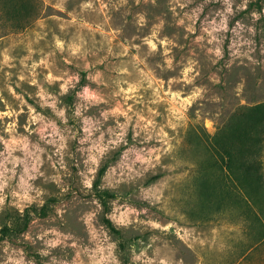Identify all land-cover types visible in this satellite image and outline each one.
<instances>
[{"label": "rangeland", "instance_id": "1", "mask_svg": "<svg viewBox=\"0 0 264 264\" xmlns=\"http://www.w3.org/2000/svg\"><path fill=\"white\" fill-rule=\"evenodd\" d=\"M230 4L231 12L226 0H0V112L19 113L0 119V136L27 137L44 150L29 181L32 202L13 196L23 195V165L4 191L0 235L9 233L0 264L21 253L25 264H94L109 245L119 264H264V217L259 226L232 206L230 177L211 149L240 108L264 103V0ZM49 74L61 79L49 82ZM41 88L67 123L37 95ZM85 88L98 100L82 99ZM29 108L66 137L62 154L40 138L42 123H30ZM262 163L264 172V150ZM205 183L213 199L203 195ZM97 189L116 195L108 211ZM125 213L127 226L111 219Z\"/></svg>", "mask_w": 264, "mask_h": 264}, {"label": "trees", "instance_id": "2", "mask_svg": "<svg viewBox=\"0 0 264 264\" xmlns=\"http://www.w3.org/2000/svg\"><path fill=\"white\" fill-rule=\"evenodd\" d=\"M25 6V5H24ZM211 149L219 155L232 183V206L242 210L248 221H256L263 226L264 217V172L262 156L264 150V103L240 108L230 120L219 129L211 142ZM104 166L99 176L106 172ZM99 181L95 182L98 188ZM205 183L203 195L213 199ZM101 204L108 211L109 200L116 195L108 190L97 189ZM204 196H202L204 198ZM217 201V200H215ZM230 203V202H229ZM220 208L222 203L217 201ZM113 231H117L110 219L104 221ZM253 223V222H252ZM9 233V228L1 230L0 240ZM124 247V244H120Z\"/></svg>", "mask_w": 264, "mask_h": 264}, {"label": "clouds", "instance_id": "3", "mask_svg": "<svg viewBox=\"0 0 264 264\" xmlns=\"http://www.w3.org/2000/svg\"><path fill=\"white\" fill-rule=\"evenodd\" d=\"M227 3H229L228 11L231 12V4L230 0H226ZM247 6V0H245V5L244 7L246 8ZM253 17L255 19H259V14L253 13ZM144 17H140V23L143 24ZM155 35V33L153 34ZM147 43L150 45V48L152 51L156 50V44L152 43L151 40L147 41ZM162 43H166L165 41H162ZM57 45L59 47H63L62 43L58 40ZM7 60L8 58L5 57ZM43 63V61H41ZM169 65L171 64V61L168 62ZM35 67V65L33 66ZM192 69L188 68L185 70V76H187V73L190 72ZM23 79V77H21ZM61 77H54L51 74L48 75L47 80L49 82H53L54 80H59ZM79 78L77 76L69 77L62 85H61V94H67L69 90V86L72 85L73 80H78ZM35 83V81H33ZM15 95V93H13ZM38 96H40L41 100L44 101L45 105L48 107H51L55 112L56 115L59 116L62 120H64V123H67V120L65 119V111L64 110H57L56 109V98L49 96L45 93L44 89L41 88L40 91L37 93ZM194 95H199V90ZM82 99L86 100H98V97L96 96L95 93H92L88 88H85L83 91V95L81 97ZM17 99H21L22 97H17ZM51 101V103H49ZM34 109L29 108V113H30V123H37L40 122L42 123V127L38 129L40 138L42 140H45L47 143L53 144L57 146V154L60 155L62 154L63 150L66 148V137L61 134L60 130L57 128L56 124L54 122H47L44 123V118L43 117H38L37 115L34 114ZM19 113L13 112L11 110L7 112H0V119H2L5 116H17ZM75 115L79 117L81 115L80 109H77ZM107 113H104L105 118H107ZM91 122L89 120H85V124L89 125ZM208 127H211V124H208ZM16 125L12 124L9 125L7 128V131L12 133L15 131ZM48 129H51L50 135L52 136V139H48V137L45 135L46 132H48ZM85 132L88 133L89 138L92 135V129L90 127H85ZM164 135H167L166 133ZM58 138V139H57ZM102 139V137H101ZM0 143L4 144L5 146V153H0V210H2L5 201H6V196L4 195L5 189L9 186V181L14 178L15 176V169L19 165H23V170H24V175L21 176L20 178V187L23 190V195L21 196L17 192H13L14 197H19V199L27 201L28 203L32 202V197L28 194L30 191H32V187L29 184L30 180L36 179V173L39 171V165L41 163L40 160V153H42L44 150L39 146V144H31L29 139L27 137H20L17 138L16 136H13L10 140H5L3 136H0ZM96 146L94 145V148ZM17 150H20L24 153V159H20L16 156L13 155V153ZM90 152L93 151V149L89 150ZM106 151L105 148H99V153L100 155H103V153ZM166 152H171L172 151V146L169 145L167 149H165ZM156 161H160V156L157 155L155 157ZM89 162L92 165L98 166L99 165V159L97 155H90L89 157ZM8 164H11L13 167L10 170L8 168ZM174 170V169H173ZM11 171V176L9 175V172ZM90 172H94L95 168H90ZM85 186L88 188L92 187V181L91 180H85ZM43 193L37 192V195H42ZM18 207L23 213V206L22 205H15ZM93 219L92 215H89L87 217V221L90 223L91 220ZM117 224L119 225H125L127 226L131 221L127 219V213L123 214L121 218L117 219L115 216L111 217ZM151 223V222H149ZM153 227L155 228H160L161 226L159 224H152ZM168 227H171L169 225ZM59 241L56 242H49L51 247H55L56 244ZM115 248V245H109L108 246V256H104L102 253L104 252L103 248L98 249V253L100 254L99 259L94 258V264H106V262L111 258V264H119V261L116 260L114 256H112V250ZM7 251V249H5ZM47 253H45L46 255ZM21 258L20 259H12L9 258L6 264H25V261L23 260V253L20 254ZM137 260L140 259L139 256L136 257ZM151 264V262H150ZM161 264H168V261H161ZM178 264H184V261L181 259Z\"/></svg>", "mask_w": 264, "mask_h": 264}]
</instances>
